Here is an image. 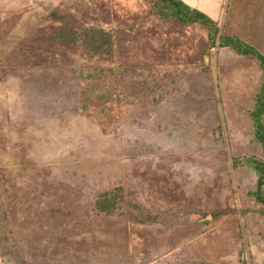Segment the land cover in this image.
<instances>
[{
	"label": "rangeland",
	"instance_id": "1",
	"mask_svg": "<svg viewBox=\"0 0 264 264\" xmlns=\"http://www.w3.org/2000/svg\"><path fill=\"white\" fill-rule=\"evenodd\" d=\"M182 1L252 53L157 0H0V264H264L232 165L264 162V0Z\"/></svg>",
	"mask_w": 264,
	"mask_h": 264
},
{
	"label": "trees",
	"instance_id": "2",
	"mask_svg": "<svg viewBox=\"0 0 264 264\" xmlns=\"http://www.w3.org/2000/svg\"><path fill=\"white\" fill-rule=\"evenodd\" d=\"M161 6L169 9L171 16L175 17L183 23H195L204 26L207 29L209 42L212 46L217 45L224 48H231L236 54L250 55L252 52L245 48L240 40L231 36H218L214 21L210 20L205 14L190 8L182 0H157ZM260 60V66L264 71V56L256 54ZM251 108L245 113L251 121L252 141H255L261 153H264V79L260 87L253 97ZM255 146V145H254ZM233 167L235 169L247 168L256 175V183L254 190L248 191L247 195L257 205L261 206V210H256L259 216L264 218V162L256 159L254 155H248L243 159L234 158ZM104 197L108 194H103ZM102 211V209H101Z\"/></svg>",
	"mask_w": 264,
	"mask_h": 264
}]
</instances>
